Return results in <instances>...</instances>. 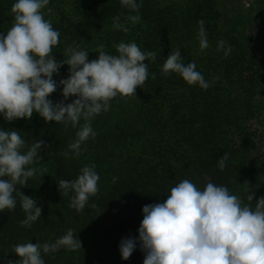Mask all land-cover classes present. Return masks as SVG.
I'll return each instance as SVG.
<instances>
[{
	"label": "trees",
	"instance_id": "1",
	"mask_svg": "<svg viewBox=\"0 0 264 264\" xmlns=\"http://www.w3.org/2000/svg\"><path fill=\"white\" fill-rule=\"evenodd\" d=\"M137 2L142 3L141 19L134 25L127 23V33L112 28L113 17L128 14L120 0H50L52 13L44 10L45 18L60 33L59 44L52 49L58 61L70 44L89 50L88 58L93 60L98 58L99 45L116 55L113 45L120 42H135L142 51L155 52L156 58L145 61L149 76L142 88L137 87L136 96H118L107 112L94 117L92 127L97 135L82 145L78 157L64 156L78 129L46 124L39 114L12 122L0 115V129L21 131L29 145L35 139L46 145L36 165L41 172L21 189L37 200L41 217L31 228L21 227L25 213L18 197L14 211L0 212V264H5V258L18 259L11 252L13 245L52 243L68 229L82 247L45 254V264H73V258L77 264H143L139 244L123 260L119 243L122 238L138 236L143 206L162 203L171 187L184 179L200 189L207 182L226 186L253 208L264 196V56L234 31L222 0ZM14 3L0 0V33L13 24ZM200 20L205 22L209 44L203 51L198 39ZM220 40L231 45L227 57L217 50ZM177 49L184 63L195 62L205 80L219 79L204 90L188 85L176 73L163 75L165 59ZM68 75V65H64L53 79L58 83ZM61 92L58 87L49 99L53 103L62 100ZM225 152L228 160L221 171L218 160ZM89 164L95 165L100 177L98 192L78 212L69 207L71 193L60 194L58 183L75 180ZM253 192V201H247Z\"/></svg>",
	"mask_w": 264,
	"mask_h": 264
},
{
	"label": "clouds",
	"instance_id": "2",
	"mask_svg": "<svg viewBox=\"0 0 264 264\" xmlns=\"http://www.w3.org/2000/svg\"><path fill=\"white\" fill-rule=\"evenodd\" d=\"M49 3L50 0H15L11 7L13 24L6 33H0V115L12 122L30 120L35 112L46 124L55 122L66 129H78L69 150L64 152L66 158L70 153L78 157L82 145L97 135L92 127L94 117L107 112L114 98L136 96L137 87L142 88L149 76L145 61H154L156 53L142 51L135 42H120L113 45L116 55L107 53L101 44L95 50L98 58L89 60V50L68 46L58 61L52 49L59 44L60 33L51 19L45 18V9L52 13ZM120 3L128 14L113 17L112 28L127 33L126 24L134 25L141 19L142 3ZM204 23L198 22L201 51L209 47ZM217 50L227 57L232 49L220 40ZM64 65H68L69 75L57 83L53 76ZM161 72L165 76L176 73L188 85L204 90L219 79L214 76L211 82L205 80L194 61L184 63L179 49L169 53ZM58 87L62 88L63 99L53 103L49 97ZM70 97L75 99L65 103ZM20 132L0 129V212L14 211L18 197L25 213L20 225L31 228L40 219L42 208L21 189L41 172L36 165L43 159L39 151L46 145L42 139L29 145ZM227 160L225 152L218 160L221 171ZM99 179L95 165L89 164L80 169L75 180H60L58 188L64 196L71 193L69 207L80 212L98 192ZM254 195L249 194L247 201L252 202ZM142 213L138 236L122 238L119 243L123 260H128L139 244L144 253L143 264H264V196L255 201L253 208L226 186L207 182L200 189L184 179L171 187L166 200L143 206ZM81 247L80 239L68 229L52 243L13 245L11 252L18 259L5 258V264H45V254Z\"/></svg>",
	"mask_w": 264,
	"mask_h": 264
},
{
	"label": "rangeland",
	"instance_id": "3",
	"mask_svg": "<svg viewBox=\"0 0 264 264\" xmlns=\"http://www.w3.org/2000/svg\"><path fill=\"white\" fill-rule=\"evenodd\" d=\"M229 10L232 28L242 39L251 41L254 52L264 56V0H222ZM78 47L73 45H67ZM264 113V112H263ZM37 113H33L36 115ZM73 264H77L72 259Z\"/></svg>",
	"mask_w": 264,
	"mask_h": 264
}]
</instances>
